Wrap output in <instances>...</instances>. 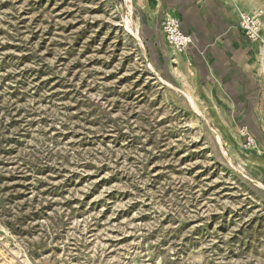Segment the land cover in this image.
I'll return each instance as SVG.
<instances>
[{
	"label": "rangeland",
	"instance_id": "rangeland-1",
	"mask_svg": "<svg viewBox=\"0 0 264 264\" xmlns=\"http://www.w3.org/2000/svg\"><path fill=\"white\" fill-rule=\"evenodd\" d=\"M159 14L0 0V264H264L262 149L239 96L178 72ZM242 39L261 106L264 17Z\"/></svg>",
	"mask_w": 264,
	"mask_h": 264
},
{
	"label": "crops",
	"instance_id": "crops-1",
	"mask_svg": "<svg viewBox=\"0 0 264 264\" xmlns=\"http://www.w3.org/2000/svg\"><path fill=\"white\" fill-rule=\"evenodd\" d=\"M140 3L150 10L158 11L160 18L164 12L169 11L179 17L183 32L191 36L192 45L188 47L186 54L177 57L179 60L176 61L177 65L183 67V70L178 69V72L183 77L188 76L184 65V60H187L188 64L192 63L189 69L193 71L194 76L210 81L208 85L218 84L226 88L233 97L239 96L240 109L236 118L241 125L248 126L256 144L262 149V152L258 151V153L264 158L263 144H259L264 133L262 118L264 102L260 106V83L248 65V48L242 39L244 36L238 28H235L238 15L230 10L232 5H240L241 2L140 0ZM157 21V31L162 36ZM248 46L250 48L251 45ZM256 156L260 159L257 153Z\"/></svg>",
	"mask_w": 264,
	"mask_h": 264
},
{
	"label": "built area",
	"instance_id": "built-area-1",
	"mask_svg": "<svg viewBox=\"0 0 264 264\" xmlns=\"http://www.w3.org/2000/svg\"><path fill=\"white\" fill-rule=\"evenodd\" d=\"M264 14L260 10L243 13L239 15L237 28L250 43H256L259 40L261 25ZM160 30L164 41L177 53L178 56L184 55L190 45H192L191 36L184 33L181 27V21L172 12H164L159 21ZM239 138L242 142L243 150H253L257 148L255 138L251 134L247 125L239 126ZM264 181V163L262 164Z\"/></svg>",
	"mask_w": 264,
	"mask_h": 264
},
{
	"label": "bare ground",
	"instance_id": "bare-ground-1",
	"mask_svg": "<svg viewBox=\"0 0 264 264\" xmlns=\"http://www.w3.org/2000/svg\"><path fill=\"white\" fill-rule=\"evenodd\" d=\"M259 10V9H258ZM261 49H264V46L263 47H261ZM172 62H173V65H175L176 63V59H173L172 60ZM175 71H176V68L174 69ZM188 97H190L189 95H187ZM190 99H191V97H190ZM192 100V99H191ZM195 105V104H194ZM217 135V134H216ZM219 138V137H218ZM219 140V139H218ZM253 150H255V149H253ZM253 150H244V151H253Z\"/></svg>",
	"mask_w": 264,
	"mask_h": 264
}]
</instances>
